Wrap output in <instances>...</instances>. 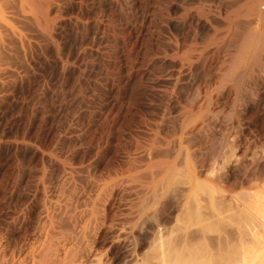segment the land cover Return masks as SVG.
Here are the masks:
<instances>
[{"label":"rangeland","instance_id":"374dc122","mask_svg":"<svg viewBox=\"0 0 264 264\" xmlns=\"http://www.w3.org/2000/svg\"><path fill=\"white\" fill-rule=\"evenodd\" d=\"M218 1L0 0V37L2 36L3 41H0V264H42L44 259L47 260L45 264L49 263L50 254L47 253L46 256L44 253L50 246L51 250L59 246L58 260L64 257L61 261L64 260L67 264L76 256H79V259L76 258L78 261H84L85 264H160V256L157 255L159 247L161 250L165 249V252L161 251L167 257L164 256V264H180V254L183 264H212L228 249L245 244V239H249L247 242L252 244L251 231L258 225L257 221H251L253 218H247L248 222L233 218L239 212L241 202L251 198L252 192L264 190V124L257 117L261 107H264V98L261 95L255 96L251 107L244 111L245 115H240L239 110H244L246 106L244 100L234 97L232 93L213 99L210 97L213 89H203L208 75L210 82L217 77L214 75L219 66L214 60L217 57L201 61V66L198 64L199 68L191 80L187 71L178 67V57L185 48L184 37L192 31L190 14L196 6L201 5L204 8V13H200L204 14L201 18L204 21L205 18L211 19L205 24L221 23V16L216 9L222 0ZM189 8L193 10L190 11ZM207 24L203 31H199L202 33L199 35L200 43L210 39L212 28ZM224 55L225 53L220 54L219 61L223 60L225 64L228 55ZM195 89L200 91V97L191 102L193 94L197 93ZM204 92H207L208 99ZM198 107H201L200 111ZM210 117H215L212 124L206 121ZM183 120L187 122L184 124L190 126L196 122L198 126H193L200 133L189 135L185 130L180 133ZM201 121L206 122L202 124ZM232 127L236 131H242L239 135L243 137L237 145L231 138L236 135L232 133L235 131ZM231 133L233 135L230 137ZM228 134L227 138L231 140H225ZM191 136L193 138L189 139ZM177 138L181 141L175 142L178 141ZM174 143L183 144L180 150L183 152L180 153L179 145L177 150ZM173 152L179 153H176L179 155L176 158L178 161ZM186 152L189 153L188 157ZM182 153L185 154L181 155ZM183 158L187 160V164ZM182 160L185 166L181 163ZM229 165H235L233 167L236 169L229 172ZM144 166H152V170L148 171ZM162 167L166 168L159 170L163 174L170 170L168 177L176 170L171 180L163 175L167 180L164 182L163 177L162 184L170 183L166 184L169 188L164 186L171 191L167 190L164 195L161 193L166 189L161 187V183L158 187L163 189H158L161 198L166 197L161 209L164 212L161 215L164 216H161V224L156 229L153 228L154 232L142 223L137 225L142 229L135 227V231L146 230L145 235H148L142 240V248L137 253L131 250V255L130 248L134 245L131 244L135 240L132 241L134 238L128 237L126 232L130 222L134 223L130 217L134 215L131 217L133 220L136 217V198L139 200L140 194L142 196L143 190L147 189L144 183L149 180V175H155L158 172L156 169H163ZM184 167L188 173H195L197 183L193 181L194 184H213L214 190V197L206 194L207 190L197 193V215L192 221L196 222L189 225L190 228L182 220L185 217L183 199L186 198L185 195L192 194L188 187L191 186L189 183L192 184L191 177L194 179L195 175L186 174ZM219 169L222 171L219 172ZM146 170L147 177L143 173ZM184 174L189 175V178ZM226 175L235 180L233 185H224L222 177ZM214 176H222V180L216 181L217 177ZM154 177L152 175L157 183L158 179L162 180L159 175ZM153 180L150 178L148 182L152 181L150 183L153 184ZM148 182L146 184L150 187ZM184 189L189 192L183 193ZM178 195L183 197L182 202ZM234 202H237V206ZM93 207L98 210L97 222L92 219V214H87ZM91 224L98 227L94 225L93 228ZM259 227L257 228L260 229ZM188 231L195 233L194 238L192 236L190 242L188 240V246L180 238L182 243L179 245V237L185 236ZM67 247L72 248L68 251ZM41 249L45 250L43 254ZM126 249H129L128 252ZM187 249L192 250L188 253ZM122 250L127 252L126 256ZM184 251L187 252L186 256ZM62 252H65L64 256ZM152 253L158 256L159 261L152 257Z\"/></svg>","mask_w":264,"mask_h":264},{"label":"bare ground","instance_id":"6f19581e","mask_svg":"<svg viewBox=\"0 0 264 264\" xmlns=\"http://www.w3.org/2000/svg\"><path fill=\"white\" fill-rule=\"evenodd\" d=\"M29 1V0H28ZM211 1V0H210ZM218 0H216V2H217ZM191 2V1H190ZM190 2H189V4H190ZM201 2V1H200ZM207 2H208V0H207ZM215 2V3H216ZM219 2V1H218ZM178 3V2H177ZM183 3V2H182ZM206 3V2H205ZM209 3V2H208ZM200 4V3H199ZM216 4H219V3H216ZM221 4V5H220ZM219 5V8L217 7V9H216V11L218 12V15L219 16H221V19L220 20H222V21H220L221 23H213L212 25L210 24V22L208 23V24H210L211 26H209L210 28H212L211 30H212V33H211V36L209 37V36H207V37H209L210 39L208 40V41H203L202 43H200V42H198V40L200 39V36L199 35H201L200 33H199V31L201 30V31H203L202 29L204 28V26L207 24H205V22H207V20L208 19H210V18H208V19H206L205 18V20L206 21H204L201 17L202 16H204V14L203 15H201L200 13H204V8L202 7L201 8V5L200 6H196V9L195 10H193L194 9V7H193V9L192 8H189V10L191 11V9L193 10L192 11V13L188 10V12L189 13H191L189 16H190V18H192V20H191V25H192V31H191V33H189L188 35H186V37H184V39H185V43H184V50L182 51V54H181V56H179L178 57V62H179V69H183V70H186L187 71V73H188V75L190 76L189 78H190V80L191 79H194V77H195V73H196V71H197V69L199 68V66H198V64H200V62L201 61H206L208 58H211V57H217L216 59H214L215 61H216V63H218L219 64V66H217L218 68L217 69H215V73L216 74H214L215 76L217 75V77L216 78H214V80L213 81H209V75L207 76V80L205 81L206 82V86L203 88V89H207L208 87H211L212 89H213V95H211L210 94V97L211 98H213V99H215V98H217V97H224V94L226 93H232L233 94V96L234 97H236V98H238V99H240V100H244V102H245V105L244 104H242V105H244L245 106V108H244V110H239V113H240V115H243L244 113H246V112H244L245 110H247V109H249L250 107H251V105H252V100H253V98L255 97V96H259V95H261L262 96V98H264V0H222L221 1V3H220ZM4 5V4H3ZM29 5V4H28ZM179 5V4H178ZM182 5V4H181ZM210 5V4H209ZM213 5V4H212ZM27 6V5H26ZM49 6V5H48ZM202 6H204V5H202ZM215 6V5H214ZM213 6V7H214ZM216 6H218V5H216ZM50 7V6H49ZM197 7H200V8H197ZM22 8V7H21ZM20 8V9H21ZM207 8V7H206ZM209 8H210V6H209ZM211 8H212V6H211ZM183 10H184V8H183ZM187 10V9H186ZM209 10V9H208ZM212 10H214V8L212 9ZM2 11V10H1ZM0 11V12H1ZM24 11V10H23ZM185 11V10H184ZM207 11V10H206ZM211 11V10H210ZM30 12V11H29ZM212 12V11H211ZM173 13V12H172ZM180 13V12H179ZM186 13V12H185ZM210 13V12H209ZM214 13V12H213ZM216 13V12H215ZM44 14V13H43ZM42 14V15H43ZM182 14H184V13H182ZM208 14V13H207ZM207 14H205V15H207ZM2 15V14H1ZM0 15V16H1ZM187 15V14H186ZM209 15V14H208ZM211 15H213V14H211ZM215 15V14H214ZM182 16V15H181ZM219 16H217V18L219 17ZM44 17V16H43ZM214 18H216V16H213ZM3 18V17H2ZM220 18V17H219ZM4 20H5V18H4ZM211 20V19H210ZM213 20V19H212ZM209 21V20H208ZM214 21V20H213ZM215 21H218V19L216 20L215 19ZM188 23V22H187ZM207 24V25H208ZM5 25V24H4ZM1 26H3V25H1ZM207 27V26H206ZM3 28V27H2ZM8 28V27H7ZM208 28V27H207ZM5 31H6V29H4ZM8 30V29H7ZM8 31H11V29L10 30H8ZM189 32V31H188ZM208 32H210V31H208ZM10 33H12V32H10ZM16 33V32H15ZM6 34V33H5ZM209 34V33H208ZM2 37V36H1ZM0 37V41H2V38ZM4 37H6V36H4ZM3 37V40L5 39ZM10 37V36H9ZM18 38V37H17ZM203 39V38H202ZM19 40H20V38H19ZM2 43H3V41H2ZM2 43H0V44H2ZM24 44V43H23ZM195 45H197V46H195ZM181 46V45H180ZM179 48V47H178ZM182 50V49H181ZM180 51V50H179ZM175 52V51H174ZM225 53V55L224 56H227L228 55V57H226L227 58V60H225V64L223 63V60H222V62H220L221 61V59H220V54H224ZM170 53V52H169ZM164 55V54H163ZM167 55V54H166ZM169 55V54H168ZM165 57V56H164ZM173 57V56H172ZM175 57V56H174ZM222 58V57H221ZM224 58V57H223ZM220 60V61H219ZM226 61H228V62H226ZM203 63H205V62H203ZM203 63H202V65H203ZM208 64V63H207ZM163 66V65H162ZM200 66H201V64H200ZM214 66H216V64L214 65ZM1 67V66H0ZM4 67V66H3ZM13 69V68H12ZM203 69V68H202ZM212 70V69H211ZM14 71V70H13ZM209 71V70H208ZM213 71V70H212ZM179 72V71H178ZM2 73H3V71H2ZM180 73V72H179ZM183 73V72H182ZM203 73V72H202ZM174 75V74H173ZM197 75V74H196ZM207 75V74H206ZM205 75V76H206ZM176 76V75H175ZM213 76V75H212ZM211 77V76H210ZM173 78V77H172ZM202 79V78H201ZM197 80H198V78H197ZM211 80V79H210ZM208 82V83H207ZM197 83V82H196ZM199 84V83H198ZM200 86V85H199ZM174 87V86H173ZM197 88V87H196ZM208 89H210V88H208ZM182 90V89H181ZM197 90V93L195 92L194 94H193V96H192V100H190L191 102L192 101H196L197 100V98H198V96H199V92L200 91H198V89H195V91ZM205 91H208V90H205ZM210 91V90H209ZM171 93V92H170ZM203 93V92H202ZM205 93V92H204ZM207 93V92H206ZM204 94L206 97H207V94ZM226 94H225V96H226ZM231 94V95H232ZM168 95H170L169 93H168ZM171 96V95H170ZM169 96V97H170ZM183 96V95H182ZM203 96V95H202ZM168 97V98H169ZM200 97V96H199ZM227 97H228V95H227ZM180 98V97H179ZM204 98V97H203ZM210 98V99H211ZM231 98V97H230ZM184 99V98H183ZM207 99H208V97H207ZM234 99V98H233ZM237 99V100H238ZM201 100H202V98H201ZM187 101V100H186ZM194 101V102H195ZM206 101V100H205ZM210 101V100H209ZM208 101V102H209ZM231 101V100H230ZM239 101V100H238ZM242 101H239V102H242ZM190 102V103H191ZM212 102V101H211ZM200 104H201V102H199ZM221 103V102H220ZM231 103H233V102H231ZM193 104V103H192ZM206 104V103H205ZM211 104V103H210ZM216 104V103H215ZM262 104H264V103H262ZM188 105H190V104H188ZM233 105V104H232ZM237 105H239L238 103H237ZM236 105V106H237ZM170 106V105H169ZM199 106V105H198ZM201 106V105H200ZM204 106V105H203ZM202 106V107H203ZM205 106H207V105H205ZM212 107V106H211ZM232 107V106H231ZM239 107V106H238ZM237 107V108H238ZM199 108H201V107H198V110H199ZM214 108V107H213ZM243 108V107H242ZM240 109V108H239ZM163 110V109H162ZM238 110V109H237ZM181 111V110H180ZM183 111V110H182ZM200 111V110H199ZM164 112V111H163ZM189 112V111H188ZM192 112V110L190 111V113ZM217 112V111H216ZM187 113V112H186ZM189 113V114H190ZM193 113V112H192ZM191 113V115H193ZM196 113V112H195ZM214 113V112H213ZM175 114V113H174ZM258 115H257V117H258V121H260V123H262V124H264V107H261V109H260V111L257 113ZM160 115V114H159ZM198 115V114H197ZM237 115H239L238 114V112H237ZM245 115V114H244ZM243 115V116H244ZM188 116V115H187ZM176 117V116H175ZM184 117V116H183ZM183 117H182V119H183ZM216 117V116H215ZM214 117V118H215ZM237 117V116H236ZM240 117V116H239ZM163 118V117H162ZM204 118V117H203ZM214 118H212V117H210V118H208V119H206V121H207V123H209V124H212L213 122H214ZM244 118V117H243ZM144 119V118H143ZM167 119V118H166ZM181 119V118H180ZM217 119V118H216ZM241 119H242V116H241ZM240 119V120H241ZM147 120V119H146ZM168 120V119H167ZM188 120L189 119H187V122H188ZM194 120L196 121V120H198L199 121V119L197 118V119H195L194 118ZM202 120H205V119H202ZM240 120H237V122L238 121H240ZM163 121V120H162ZM176 121V120H175ZM182 121V120H181ZM205 121V122H206ZM223 121V120H222ZM155 122V121H154ZM179 122V121H178ZM184 120H183V124H181L182 125V127H181V125H180V129L182 128V130H180V133H181V131H186V133L188 134L189 133V135H190V133H200V132H197V129L195 128V126H193V125H195L196 124V122H194V124L193 125H191L190 126V124L188 125V124H184ZM187 122H185V123H187ZM202 122V121H201ZM204 122V121H203ZM203 122H202V124H203ZM204 122V123H205ZM228 122V121H227ZM236 122V123H237ZM171 123V122H170ZM188 123H190V122H188ZM224 123V122H223ZM229 123V122H228ZM241 123V122H240ZM243 123V122H242ZM241 123V124H242ZM215 124V123H214ZM231 124V123H230ZM239 124V123H238ZM240 124V125H241ZM249 124V123H248ZM171 125V124H170ZM173 125V124H172ZM188 125V126H187ZM197 125V124H196ZM198 126V125H197ZM236 126V125H235ZM237 126H239V125H237ZM236 126V127H237ZM246 126H249V125H246ZM259 126V125H258ZM214 127V126H213ZM212 127V128H213ZM242 127V126H241ZM240 127V128H241ZM250 127V126H249ZM155 128V127H154ZM160 128V127H159ZM195 128V129H194ZM199 129L198 130H200V127H198ZM224 128V127H223ZM240 128H237V129H240ZM244 128H245V124H244ZM146 129H147V127H146ZM157 129V128H156ZM232 129H233V127H232ZM232 129H231V131H232ZM242 129V128H241ZM240 129V130H241ZM261 129V128H260ZM166 130V129H165ZM169 130H170V128H169ZM203 130V129H202ZM229 130V129H228ZM233 130H235V131H232V133H235L236 135H234V136H232L233 134L231 133V135H230V137L232 138V141L233 142H236V145H237V142L240 140V138L241 137H243V136H240L239 135V133H242V131H236V128L235 129H233ZM262 130H264V129H262ZM154 131V130H153ZM152 131V132H153ZM184 131V132H185ZM220 131V130H219ZM230 131V132H231ZM244 131V130H243ZM248 131V130H247ZM206 132V131H205ZM215 132V131H214ZM228 132V131H227ZM226 132V133H227ZM229 132V133H230ZM155 133V132H154ZM164 133V132H163ZM183 133V132H182ZM207 133V132H206ZM261 133V132H260ZM150 134V133H149ZM183 134H185V133H183ZM172 135V134H171ZM181 135V134H180ZM179 135V136H180ZM188 135V136H189ZM201 135V134H200ZM193 136H195V135H193ZM202 136V135H201ZM229 136V134L228 135H226L225 136V140H227L228 137ZM167 137V136H166ZM169 137V136H168ZM182 137V136H181ZM154 138V137H153ZM193 137L191 136V138L189 137V139H192ZM198 138V137H197ZM231 138H229L230 140H231ZM164 139V138H163ZM175 139V138H174ZM179 138H177L176 140H178ZM181 139V138H180ZM228 139V140H229ZM169 140V139H168ZM185 140V139H184ZM187 140V139H186ZM195 140H197V139H195ZM150 141V140H149ZM159 141V140H158ZM181 141V140H180ZM179 140L178 141H175V142H180ZM190 141V140H189ZM232 141H231V143H232ZM241 141V140H240ZM183 142V141H182ZM192 142V141H191ZM157 143V142H156ZM167 143V142H166ZM169 143V142H168ZM229 143V142H228ZM158 144V143H157ZM173 144V143H172ZM175 145H176V149L178 150V148H179V152L181 153V152H183V150L182 151H180L182 148V145H180V144H176V143H174ZM226 144V143H225ZM224 144V145H225ZM146 145H147V142H146ZM168 145V144H167ZM177 145H179V147L177 146ZM185 145H186V143H185ZM188 145H189V142H188ZM235 145V146H236ZM157 146V145H156ZM194 146V145H193ZM149 147V146H148ZM153 147V146H152ZM159 147V146H158ZM172 147V146H171ZM170 147V148H171ZM178 147V148H177ZM232 147H234V146H232ZM163 148V147H162ZM164 148H165V146H164ZM174 148V147H173ZM176 149H175V151H176ZM194 149V148H193ZM145 150V149H144ZM151 150V149H150ZM171 150H174V149H171ZM220 151V150H219ZM188 152H190V151H188ZM188 152H186V153H188ZM147 153V152H146ZM163 153V152H162ZM174 153V152H173ZM177 154H179L178 152H176ZM176 153H174V154H176ZM195 153V152H194ZM219 153V152H218ZM222 153V152H221ZM173 154V155H174ZM176 154V157H175V160H177L179 157V155H177ZM183 154H185V153H182L181 155H183ZM158 155V154H157ZM156 155V156H157ZM180 155V156H181ZM185 155H187V157L189 156V153L188 154H185ZM223 155V154H222ZM150 156V155H149ZM155 156V157H156ZM192 156V155H191ZM233 156V155H232ZM241 156V155H240ZM172 157V156H171ZM182 157V156H181ZM186 157V156H185ZM154 158V157H153ZM158 158V157H157ZM177 158V159H176ZM134 159V158H133ZM146 159V158H145ZM152 159V158H151ZM185 158H183V160H184ZM188 159H190V158H188ZM193 159V158H192ZM217 159V158H216ZM235 159V158H234ZM132 160V159H131ZM153 160V159H152ZM162 160V159H161ZM181 161V163L182 164H184L183 162L184 161ZM136 161V160H135ZM147 161V160H146ZM149 161V160H148ZM165 161V160H164ZM166 161H168V160H166ZM178 161V160H177ZM186 159H185V163H186ZM189 161V160H188ZM214 161V160H213ZM224 161V160H223ZM236 161H237V159H236ZM138 162V161H137ZM149 162H151V161H149ZM193 162H194V160H193ZM225 162H226V160H225ZM168 163V162H167ZM175 163V162H174ZM179 164L180 162H176V164ZM190 163V162H189ZM192 163V162H191ZM199 163V162H198ZM244 163V162H243ZM131 164V163H130ZM164 163L162 162V164L161 165H163ZM187 164V163H186ZM186 164H184V166L186 165ZM196 164V163H195ZM221 164V163H220ZM227 164V163H226ZM230 164V163H229ZM236 164V163H235ZM238 164V163H237ZM129 165V164H128ZM144 165H146V164H144ZM152 165H154V164H152ZM168 165H169V163H168ZM168 165L166 166V167H168ZM189 166H191L190 164H188ZM207 165V164H206ZM249 165V164H248ZM255 165V164H254ZM130 166V165H129ZM176 166V168H177V165H175ZM200 166V165H199ZM202 166V165H201ZM219 166V165H218ZM233 166H235V165H229L227 168H228V170H229V172H231V171H233L234 170V168L235 167H233ZM136 167V166H135ZM144 167H146V166H144ZM149 167V168H148ZM148 167H146L147 168V170L149 169V170H152L151 168H152V166H151V168H150V166H148ZM155 167V166H154ZM157 167V166H156ZM158 167H159V164H158ZM164 167H165V165H164ZM193 167V166H192ZM237 167V166H236ZM161 168V167H160ZM163 168V167H162ZM169 168V167H168ZM175 168V167H174ZM175 168V169H176ZM185 168V167H184ZM189 168V167H188ZM216 168V167H215ZM130 169H132V168H130ZM143 169V168H142ZM154 169V168H153ZM156 169V168H155ZM166 168H163V169H156V170H158V172L156 171V170H154V172H157L155 175L154 174H151V176L149 175V177L153 180V178H152V175H153V177L154 178H157V175H159V176H161L162 177V180H160V179H158V183L157 182H155L154 180V182H153V184H151L150 182H152V181H150V182H148L149 180H150V178H149V180L147 181V178H145V177H143V178H145L146 179V181L148 182V184H150L151 186L150 187H148L149 185H147L146 183H144L145 185H144V187L145 188H147L145 191L143 190V192L141 191L142 190V187H141V192L143 193L142 194V196H141V194H140V196L139 195H137V196H139L138 198H139V200L136 198V200L138 201V203H137V205H136V207H135V205H134V207H135V213L133 212V211H131V212H133L134 214H136L135 216V218H136V220H135V218H134V220H133V218H131L132 216L134 217V215H130L131 217H130V219H132V221L134 222V223H132V222H130L131 223V225L129 224V226H127L128 227V229H127V232H126V235L129 237H131V238H134V239H132V241L133 240H135V242L133 241V243L131 244V245H133V247L131 246V248H130V251L131 250H133V252L134 251H136V253H137V251H139L141 248H142V240L144 239V237L146 236V235H148V234H146L145 235V232L147 233V231L145 230V231H138V229H137V231H135V227L139 224V223H142L143 225H145L146 226V228H149V229H151V231H153V228L155 227V229H156V227H157V225L159 226V224H161V216H164V215H161V214H164V212L162 213V211H161V209L164 207V204H163V200H164V198H166V197H164L163 199L161 198L162 197V195L160 196V192L159 191H161V190H163L164 188L166 189V187H168L169 188V186H166V184L167 185H169L170 183H166V184H162L163 183V175H165V177L166 178H168V179H170L171 180V178H173V174H175L176 172V170L173 172V174H172V176L170 177V175H169V177H168V174L170 173V170H168L167 172L165 171L164 172V174L163 173H161L159 170H165ZM191 169H193V168H191ZM236 169V168H235ZM243 169V168H242ZM122 170V169H121ZM147 170H146V172H144L143 171V173H145V176H146V174H147ZM148 170V171H149ZM178 170H179V172H180V168L178 167ZM184 170V169H183ZM188 171H189V169H187ZM221 169H219V172H221L220 171ZM224 170V169H223ZM240 170V169H239ZM251 170V169H250ZM131 171V170H130ZM133 171H135V170H133ZM132 171V172H133ZM185 171H186V168H185ZM191 171V170H190ZM193 171H195L194 169H193ZM142 172V171H141ZM183 172V171H182ZM182 172H180V173H182ZM187 172V171H186ZM198 172V171H197ZM201 172V171H200ZM251 172V171H250ZM125 173H126V171H125ZM129 173V172H128ZM127 173V174H128ZM135 173V172H134ZM148 173H151V172H148ZM162 175H161V174ZM166 173V174H165ZM205 173H207V172H205ZM228 173V172H227ZM232 173H234V172H232ZM238 173V172H237ZM186 174H191V172H187ZM192 174H194L195 175V173H193L192 172ZM191 174V175H192ZM215 174V173H214ZM219 174V173H218ZM217 174V175H218ZM259 174V173H258ZM122 175V174H121ZM185 175V174H184ZM193 175V176H194ZM197 175H198V173H197ZM213 175V174H212ZM250 175V174H249ZM116 176V175H115ZM135 176V175H134ZM133 176V177H134ZM147 176H148V174H147ZM146 176V177H147ZM181 176V175H180ZM187 176H189V175H187ZM186 175H185V177H187ZM223 176V175H222ZM222 176H214V177H217L215 180L217 181L218 179L220 180L221 179V177ZM260 176V175H259ZM128 177V176H127ZM126 177V178H127ZM130 177V176H129ZM160 177V178H161ZM164 177V178H165ZM191 177V176H190ZM211 177H213V176H211ZM244 177V176H243ZM250 177V176H249ZM164 179V182H166V180L167 179ZM187 178H189V177H187ZM186 178V179H187ZM196 178V175H195V177H194V179ZM208 178H209V176H208ZM240 178V177H239ZM135 179V178H134ZM192 179V177H191V180H190V182H192V184L191 183H189V182H185L186 184H190L191 186H189L188 187V190L190 189V191H191V195L190 196H187L188 194V190H185L184 189V192L183 193H185V191H186V194L187 195H185L186 196V198L185 199H183V201L185 200V202H184V206L183 207H185V209H186V211H185V209H184V212H185V215H183V216H185L183 219H182V217H181V219L182 220H184L185 222H186V224H187V226L190 228V226H192V224H194L195 222H196V220H195V222H192V221H194L193 219H194V217H195V215H197V211L195 210L196 208H198V201H199V198L197 199V193L198 192H200V190H201V193H202V190H207L208 191V193H206V192H204V193H206V194H211V196L210 197H214V196H212L213 195V184H210V186H208L209 184H207L206 182H205V184L206 185H202V183L203 182H201L200 183V185H197V184H194L195 182L197 183V179ZM222 179H223V182H224V185H227V186H231V185H233L234 184V179H232L230 176H228V175H226L225 177H222ZM221 179V180H222ZM236 179V178H235ZM247 179V178H246ZM133 180V179H132ZM139 180V179H138ZM160 180V181H159ZM169 180V181H170ZM210 180H212V179H210ZM209 180V181H210ZM249 180V179H248ZM125 181V180H124ZM127 182H129L128 180H126ZM140 181V180H139ZM183 181V180H182ZM193 181H194V183H193ZM209 181H207V182H209ZM214 181V180H213ZM119 182V181H118ZM144 181L142 180V183H143ZM142 183H138V185L139 184H141L142 185ZM154 183H156V184H158V186L155 184L154 185ZM162 184L163 186H161L163 189H161V187H160V189L158 188L159 187V184ZM176 183L177 184H179L177 181H176ZM184 183V182H183ZM182 183V184H183ZM220 183V182H219ZM222 183V182H221ZM236 183V182H235ZM115 184V183H114ZM126 184H128V183H126ZM181 184V185H182ZM188 184V185H189ZM216 184V183H215ZM135 185V184H134ZM140 185V186H141ZM187 185V186H188ZM223 185V184H222ZM223 185V186H224ZM115 186V185H114ZM124 186V185H123ZM130 186V185H129ZM140 186H139V188H140ZM143 186V185H142ZM147 186V187H146ZM178 186V185H177ZM185 186V185H184ZM262 186V185H261ZM111 188V187H110ZM166 189L165 191H163L161 194H164L165 195V193H166V191L168 190V191H171V190H169V189ZM182 188H184L183 186H182ZM214 188H216V187H214ZM244 188V187H243ZM250 188V187H249ZM262 188H264V187H262ZM104 189V188H103ZM129 189V188H128ZM158 189H159V191H158ZM180 189V188H179ZM227 189V188H226ZM233 189H234V187H233ZM256 189V188H255ZM105 190V189H104ZM111 191H112V189H110ZM127 190V189H126ZM137 190V189H136ZM135 190V191H136ZM183 190V189H182ZM182 190H180V191H182ZM109 191V190H108ZM110 191V192H111ZM178 190H176V192H177ZM227 191V190H226ZM254 191V190H253ZM138 192V191H137ZM140 192V193H141ZM159 192V193H158ZM179 192V191H178ZM210 192V193H209ZM217 192H219V190H217ZM228 192V191H227ZM139 193V192H138ZM173 193H175V191H173ZM173 193H171V194H173ZM220 193V192H219ZM218 193V194H219ZM224 193V192H223ZM250 193V192H249ZM100 194H101V191H100ZM178 194V193H177ZM180 194V193H179ZM199 194V193H198ZM215 194V196H217L218 197V195H216V193H214ZM244 194V193H243ZM175 195V194H174ZM180 195H182V194H180ZM180 195H178V197L180 196ZM242 195V194H241ZM251 196V198H249V199H245L246 201H243L242 199V201L243 202H241V204H240V206H241V208L239 207V212H237V213H235L234 215V218L233 219H239V220H243V219H247V218H253V219H251V221L253 220V222H256L257 221V224L260 226H256V228H255V226L253 225V227L255 228H251L253 231H251L252 233H251V235H252V237H251V242H252V244L250 243V241H249V243L247 242L248 240L247 239H243L242 237H238V238H242L241 240L243 241V242H245V244L243 243V244H241V243H239V244H241L238 248L237 247H234L235 249H228L227 251H226V253H224V255L223 256H221L220 255V257H218L217 258V260H214L213 261V263L212 264H264V190H260L259 189V191L257 190V191H254V192H252L251 194H250ZM173 195H171V197H172ZM220 196H221V194H220ZM224 196V195H223ZM235 196V195H234ZM244 196V195H243ZM247 197H248V195H246ZM97 197H98V195H97ZM106 197V196H105ZM201 197V196H200ZM209 197V196H208ZM209 197V198H210ZM247 197H245V198H247ZM100 198V197H99ZM176 198V197H175ZM180 198V197H179ZM178 198V199H179ZM183 197H181L180 198V200L182 199ZM206 198V197H205ZM208 198V199H209ZM219 198V197H218ZM134 199V198H133ZM177 199V198H176ZM212 199V198H211ZM217 199V198H216ZM227 199H228V197H227ZM226 199V200H227ZM237 199V198H236ZM98 200V199H97ZM172 199H170V201H171ZM180 200H178L179 202H180ZM214 200V199H213ZM213 200H210V201H213ZM218 200V199H217ZM238 200V199H237ZM241 200H239V202L241 201ZM132 201V200H131ZM216 201V200H215ZM232 201V200H231ZM101 202V201H100ZM173 202H174V200H173ZM181 202H182V200H181ZM180 202V203H181ZM224 202V201H223ZM92 203V202H91ZM105 203V202H104ZM136 203V202H135ZM170 203H172V202H170ZM219 203H221V202H219ZM231 203V202H230ZM235 203V202H234ZM237 203V202H236ZM235 203V204H236ZM107 204V203H106ZM183 204V203H182ZM234 204V205H235ZM94 205V204H93ZM98 205V204H97ZM113 205V204H112ZM130 205H131V202H130ZM171 205H175V204H171ZM215 205V204H214ZM222 205V204H221ZM91 206V205H90ZM90 206H88V207H90ZM95 206H96V204H95ZM98 206H100V205H98ZM176 206V205H175ZM175 206H173L174 208H175ZM177 208L179 209L180 208V206L178 205V203H177ZM200 206H201V204H200ZM205 206V205H204ZM213 206V205H212ZM224 206V205H223ZM235 206H237V204L235 205ZM182 207V206H181ZM216 207V206H215ZM220 207V206H219ZM99 208V207H98ZM133 208V207H132ZM171 208H172V206H171ZM203 208V207H202ZM217 208V207H216ZM96 207L94 208L93 207V209H89L88 210V212H87V214L88 215H91L92 214V219L93 220H95L96 222L99 220V218H98V210L96 209ZM173 209V208H172ZM171 209V210H172ZM237 209V208H236ZM133 210V209H132ZM198 210V209H197ZM219 210V209H218ZM215 211V210H214ZM221 211H223V210H221ZM161 212V213H160ZM183 212V211H182ZM101 213V212H100ZM132 213V214H133ZM94 214V215H93ZM101 214H103V213H101ZM179 214V213H178ZM211 214V213H210ZM82 215V214H81ZM177 215V214H176ZM102 216V215H101ZM100 216V217H101ZM83 217V216H82ZM91 217V216H90ZM210 217V216H209ZM97 219V220H96ZM101 219H102V217H101ZM104 219H105V217H104ZM103 219V220H104ZM116 220H117V218H115ZM177 219V218H176ZM175 219V220H176ZM180 219V218H179ZM178 219V220H179ZM88 220H89V217H88ZM244 220V221H245ZM248 220V219H247ZM246 220V222H248ZM255 220V221H254ZM130 221V220H129ZM181 221V220H180ZM103 222V221H102ZM105 222V221H104ZM115 222V221H114ZM128 222V221H127ZM176 222V221H175ZM182 222V221H181ZM238 222V221H237ZM82 223H84V222H82ZM89 223V222H88ZM88 223H86V224H88ZM163 223V222H162ZM220 223V222H219ZM239 223V222H238ZM245 223V222H244ZM252 223V222H251ZM78 224V223H77ZM99 224V223H98ZM101 224V223H100ZM107 224H108V221H107ZM126 224V223H125ZM184 224V223H183ZM216 224V223H215ZM73 225H75V223L73 224ZM83 225V224H82ZM89 225V224H88ZM87 225V226H88ZM94 225L95 224H91V226L94 228ZM123 225V224H122ZM142 225V226H143ZM190 225V226H189ZM218 225V224H217ZM95 226H97V225H95ZM138 226H140V225H138ZM137 226V228H141V227H138ZM161 226V225H160ZM84 227V226H83ZM89 227V226H88ZM98 227V226H97ZM96 227V228H97ZM126 227V228H127ZM187 227V228H188ZM213 227H214V225H213ZM257 227H259L260 229H258ZM91 228V227H90ZM106 228V227H105ZM105 228H103L104 230H105ZM108 228V227H107ZM112 228V227H111ZM120 228V227H119ZM160 228V227H159ZM164 228V227H163ZM172 228V227H171ZM97 229H99V228H97ZM142 229V228H141ZM143 229H144V227H143ZM200 229V228H199ZM216 229V228H215ZM160 230V229H159ZM159 230H156V232L157 231H159ZM185 230V229H184ZM193 230V229H192ZM205 230V229H204ZM211 230V229H210ZM91 231V230H90ZM125 231V230H124ZM197 231V230H196ZM196 231H194V232H196ZM94 232V231H93ZM120 232V231H119ZM154 232V231H153ZM152 232V233H153ZM185 232V231H184ZM201 232H202V229H201ZM200 232V233H201ZM86 233V232H85ZM90 233V232H89ZM125 233V232H124ZM148 233H149V231H148ZM157 233H159L160 234V231L159 232H157ZM161 233H163V232H161ZM166 233V232H165ZM168 233V232H167ZM170 233V232H169ZM198 233V232H197ZM102 234V233H101ZM191 234H193V232L191 231L190 233H189V231H188V234L187 233H185V236L183 235V237H179V242L178 243H180V238H182L185 242H186V245H187V242H188V240H189V242H190V239H192V236H193V238H194V234L193 235H191ZM250 234V233H249ZM88 235V234H87ZM105 235V234H104ZM117 235V234H116ZM121 235V234H120ZM158 235V234H157ZM163 235V234H162ZM162 235H160V237L162 236ZM166 235V234H165ZM202 235V234H201ZM204 235H205V233H204ZM102 236V235H101ZM180 236V235H179ZM243 236V235H242ZM126 237V236H125ZM159 237V240L162 238H160ZM177 237V236H176ZM250 237V236H249ZM81 238H83L82 237V235H81ZM130 238V239H131ZM146 238V237H145ZM156 238H157V236H156ZM64 239V238H63ZM68 239V238H67ZM127 239H129V238H127ZM165 239V238H164ZM173 239V238H172ZM176 239V238H175ZM124 240H125V238H124ZM56 241V240H55ZM63 241V240H62ZM78 241V240H77ZM79 241H80V239H79ZM155 241H157V240H155ZM160 241H162V240H160ZM165 241V240H164ZM164 241H162V242H164ZM172 241V240H171ZM182 241V240H181ZM183 241V242H184ZM239 241V240H238ZM71 242V241H70ZM118 242V241H117ZM173 242H175V243H177V241L176 240H174ZM184 242V243H185ZM198 242V241H197ZM246 242H247V244H246ZM56 243V242H55ZM54 243V244H55ZM165 243V242H164ZM163 243V244H164ZM166 243H168V241L166 242ZM182 243V242H181ZM181 243L179 244V245H181ZM47 245H48V243H46ZM49 244H51V243H49ZM53 244V243H52ZM51 244V245H52ZM53 244V245H54ZM82 244V243H81ZM84 244V243H83ZM129 244V243H128ZM155 244V243H154ZM160 245H161V242L159 243ZM162 244V247L164 246ZM190 244H192V243H190ZM196 244V243H195ZM45 245V244H44ZM43 245V246H44ZM57 245V244H56ZM56 245H54V246H56ZM66 245V244H65ZM167 246H168V244H166ZM165 245V246H166ZM177 245V244H176ZM201 245V244H200ZM205 245V244H204ZM54 246H52V247H54ZM70 246V245H69ZM77 246V245H76ZM75 246V247H76ZM85 246V245H84ZM130 246V245H129ZM154 246V245H153ZM166 246V247H167ZM188 246V245H187ZM42 247V246H41ZM45 247V246H44ZM49 247V245L47 246V248ZM51 247V246H50ZM48 248V251H45L44 249H47L46 247L44 248V249H41L40 251L42 252L41 254H43V252L45 251L46 253H44V254H46V256L48 255L47 253H49L50 255L48 256L49 257V263H46V264H58L57 262L58 261H60L61 263L63 262L64 263V260L63 261H61L62 259H64V255H65V252H62L61 254L63 255V253H64V255L61 257L62 259L61 260H58V258H59V250H58V247L56 246L55 248H57L56 250H54V249H52L51 250V248ZM64 247V246H63ZM120 247V246H119ZM123 247V246H122ZM159 247V246H158ZM180 247V246H179ZM183 247V246H182ZM204 247V246H203ZM223 247V246H222ZM61 248V247H60ZM68 248V247H67ZM72 248V247H71ZM70 248V249H71ZM121 248V247H120ZM124 248V247H123ZM122 248V249H123ZM160 248V250H159V254H157V255H159L160 256V261H161V263L160 264H164L165 263V259L167 258L166 257V255L164 254L163 255V252H161V251H164L165 249H163V250H161L162 248L161 247H159ZM184 248H185V245H184ZM188 248V247H187ZM69 248L67 249L68 251L70 250ZM78 249V248H77ZM154 249V248H153ZM172 249V248H171ZM178 249V248H177ZM192 249H194V248H192ZM192 249H187L188 251V253H190L189 252V250H192ZM196 249V248H195ZM44 250V251H43ZM54 250V251H53ZM60 250H62V249H60ZM67 250H65V251H67ZM129 250V249H128ZM128 250L126 249V251L128 252ZM184 250H186V248L184 249ZM197 250H198V248H197ZM219 250V249H218ZM226 250V249H225ZM49 251H51V252H49ZM67 251V252H68ZM78 251V250H77ZM76 251V252H77ZM83 251H85V250H83ZM157 251V250H156ZM180 251V250H179ZM207 251H209L208 249H207ZM223 251V250H222ZM221 251V252H222ZM61 252V251H60ZM66 252V253H67ZM122 252H125V251H123L122 250ZM127 252H125V255L124 256H126V253ZM132 251L131 252H129V253H131V255H132V253H133ZM160 252H161V255H160ZM165 252V251H164ZM171 252V251H170ZM187 252L185 253V251H184V254H185V256H186V254H187ZM193 253H194V250L192 251ZM191 252V253H192ZM196 252V251H195ZM202 252H203V250L201 251V255H202ZM205 252V251H204ZM39 253V252H38ZM154 254H155V252H153ZM152 253V254H153ZM158 253V252H157ZM173 253V252H172ZM193 253H192V255H193ZM41 254H39L40 256H41ZM122 254V253H121ZM124 254V253H123ZM153 254V255H154ZM168 254V253H167ZM177 254H179L178 253V251H177ZM177 254H176V258L178 257V256H180V258H181V260H182V254H180V255H178L177 256ZM72 255V254H71ZM82 255H84V254H82ZM112 255H115V254H112ZM156 255V256H157ZM169 255V254H168ZM167 255V256H168ZM171 255V254H170ZM175 255V254H174ZM192 255H191V257H192ZM196 255H197V253H196ZM199 255H200V253H199ZM199 255H198V257H199ZM217 255V254H216ZM45 256V257H46ZM61 256V255H60ZM74 256V255H73ZM72 256V257H73ZM81 256V255H80ZM155 255L154 256H152V257H154V259L155 258H157ZM164 256L166 257V258H164ZM187 256H190V255H187ZM209 256V255H208ZM44 257V256H43ZM47 257V258H48ZM75 257V256H74ZM79 257V256H78ZM77 256H76V258H78ZM111 257V256H110ZM147 257H148V255H147ZM151 257V258H152ZM195 257V256H194ZM213 257V256H212ZM46 258V259H47ZM69 257H67V259H68ZM76 258H72V260H70V259H68V260H70V261H68L69 263L68 264H83V262L84 261H82L81 262V260H77ZM170 258H171V256H170ZM179 258V259H180ZM42 259H44V258H42ZM60 259V258H59ZM79 259V258H78ZM153 259V258H152ZM159 259L157 258L156 260H158L159 261ZM172 259V258H171ZM170 259V260H171ZM215 259V258H214ZM124 260V259H123ZM176 260V259H175ZM180 260V264H183V262ZM188 260V259H187ZM44 262H46L45 261V259L43 260ZM110 261V260H109ZM118 261V260H117ZM144 261V260H143ZM200 261V260H199ZM44 262H42V264H45ZM65 262H67L66 260H65ZM111 262H112V260H111ZM134 262V261H133ZM168 262V261H167ZM174 262V261H173ZM62 263V264H63ZM105 263V262H104ZM107 263V262H106ZM109 263V262H108ZM117 263V262H116ZM148 263H149V260H148ZM151 263V262H150ZM169 263H170V261H169ZM33 264H35V263H33ZM38 264V263H37ZM41 264V263H40ZM60 264V263H59ZM64 264H67V263H64ZM84 264H85V262H84ZM113 264H115V263H113ZM167 264V263H166ZM171 264V263H170Z\"/></svg>","mask_w":264,"mask_h":264}]
</instances>
